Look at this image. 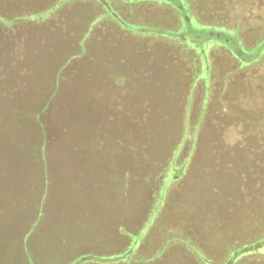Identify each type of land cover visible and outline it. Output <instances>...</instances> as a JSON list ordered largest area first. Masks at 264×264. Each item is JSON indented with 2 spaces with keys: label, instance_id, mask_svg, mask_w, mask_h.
<instances>
[{
  "label": "rangeland",
  "instance_id": "374dc122",
  "mask_svg": "<svg viewBox=\"0 0 264 264\" xmlns=\"http://www.w3.org/2000/svg\"><path fill=\"white\" fill-rule=\"evenodd\" d=\"M170 1L0 0V264H204L224 232L261 238L264 62L229 76L209 49L210 87Z\"/></svg>",
  "mask_w": 264,
  "mask_h": 264
},
{
  "label": "trees",
  "instance_id": "16d2710c",
  "mask_svg": "<svg viewBox=\"0 0 264 264\" xmlns=\"http://www.w3.org/2000/svg\"><path fill=\"white\" fill-rule=\"evenodd\" d=\"M201 1L203 3H207V2L210 3V0H201ZM241 1L242 0H232V4L231 5L228 4V6L225 7L223 5L224 4L223 0H215L214 3L217 8L215 9H213L212 7L208 8L213 10H210L211 13L207 15L208 16V20H207L205 19L207 18V16L205 17V15L202 14L206 11V9L203 10L201 9V7H199L198 4L199 0H185V2L189 6L190 12L188 13V15L184 17V22L182 21V24H184V26L181 28L180 32L177 31L175 33H172V35H174L173 39L175 41H177L178 43H183L193 51L195 50L198 53L199 57L202 59L203 64L205 62L207 63L208 73L210 74V83L213 84L210 87L212 88L215 87V90L217 89L219 83V82L216 83V81H218L217 77H219L220 75L227 73L230 76V74L235 70H240L243 72V70L245 69H250L251 67L257 64L264 62V36L257 39L255 45H253L251 49L245 48L239 40L240 36H238V33L240 31H243L242 29L251 30L252 28H255L254 27L255 25L259 24L258 20L255 21L247 20L246 21L247 23L244 21L243 16L246 10L247 0H243L244 1L243 7L240 9L241 5L238 4H240ZM260 1L262 2L263 5H261L259 8V11L262 12V14H260L259 17H261L260 19L264 22V0H260ZM173 2L176 1H172L171 3ZM205 6L206 7L210 6V4ZM236 7L238 8L237 14L235 12ZM227 8L230 9L231 12L228 11L227 13L228 10ZM228 14L231 16L230 20H228L229 18ZM211 15L215 19H213ZM224 18H226L228 21L223 22ZM178 19L179 22H181L180 17ZM220 19L222 20V22L218 21ZM194 20L200 23L197 25V28L193 26ZM183 35H186V38H184ZM191 37H193L194 39L192 40ZM212 48H215L226 55L225 67L226 68L229 67V68L228 69L225 68L222 74L219 73L218 66L221 68L223 62L220 63L221 65L217 64V60H215L214 56L209 54V49ZM198 78L199 76L195 78L196 82L201 81V80L199 81ZM203 82L206 83L204 80ZM211 100L213 104L214 103L213 97ZM255 233L256 232L253 231L251 232V235ZM260 234L262 236L259 239L256 240L250 239L248 236L247 240H244L241 243H235L234 246L230 248V251L232 250L231 252H233V254L231 255L230 253L225 254L228 248H224L222 252L214 253V255L207 256L208 259H205L203 257L206 261V263L204 264H246L249 261L250 262L248 264H253L251 263V260H257V258H260L257 257L258 254L256 253H259V251H261V253L264 252V233L262 231V228H260ZM198 235L200 234H197V236L193 234H189L186 237V241L188 243L197 246L199 251L202 252L203 249H200L199 246L200 244L196 243L197 239L200 237ZM200 239L201 238H199V241ZM207 260L209 262H207Z\"/></svg>",
  "mask_w": 264,
  "mask_h": 264
},
{
  "label": "crops",
  "instance_id": "0c3cea01",
  "mask_svg": "<svg viewBox=\"0 0 264 264\" xmlns=\"http://www.w3.org/2000/svg\"><path fill=\"white\" fill-rule=\"evenodd\" d=\"M259 195H258V198L261 199V200H264V190L261 188V191L258 192ZM40 227L41 226H54L55 227V231H58L59 230V226H60V223L54 225V224H51V223H44V224H41V223H38V224H34L33 227H36L38 226ZM42 228V227H41ZM38 230V228L34 231V229L31 232L30 234V237L26 238L25 239V242L26 245L28 246L29 245V240L31 237H34V235H36V231ZM263 231V230H262ZM45 233H48V230L45 229L44 230ZM63 233V232H62ZM238 233V232H237ZM62 235V234H61ZM240 235V234H239ZM241 235H244L246 236L245 232ZM233 241H231L229 239V237L226 235V233L224 232V234H222V236L219 238V239H213V244H214V247H216L214 253H219V252H222L224 250V248H229V246H231V248L234 246L235 243H241L242 240H239V242H235V240H237L238 236H236V234H233ZM245 240V239H244ZM243 240V241H244ZM230 241L232 242V244L230 243ZM242 241V242H243ZM103 241L101 242L100 245H102ZM30 247V246H29ZM258 254L257 257H260V258H257V260H251V263L253 264H264V252L261 253V251H259V253H256ZM250 262V261H249ZM249 262H247L246 264H248Z\"/></svg>",
  "mask_w": 264,
  "mask_h": 264
}]
</instances>
